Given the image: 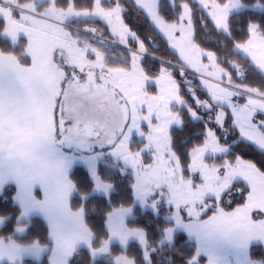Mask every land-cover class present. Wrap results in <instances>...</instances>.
I'll use <instances>...</instances> for the list:
<instances>
[{
    "label": "rangeland",
    "instance_id": "374dc122",
    "mask_svg": "<svg viewBox=\"0 0 264 264\" xmlns=\"http://www.w3.org/2000/svg\"><path fill=\"white\" fill-rule=\"evenodd\" d=\"M133 1L137 8L147 14L151 23L166 40L169 49L177 55L182 66L176 68L181 72L182 77L188 80L186 74L189 73L200 80L201 94L199 95L187 86L195 108H190L183 99L181 87L173 77L172 70L161 67L157 74L150 75L144 69L141 62L147 54L142 43L129 30L124 21L109 25L99 16L69 17L67 22L61 25L59 23L61 13L58 12L48 14L54 17L51 22L46 19H34L31 16L18 20L8 11L15 8L11 0H0L5 13V30L15 28L17 36L21 33L29 36L28 29H24L25 27H30L35 31L42 29L41 33H45L43 36L47 38L44 40L45 43L50 48H54L44 76L47 88L45 99L48 100L49 124L54 126L53 140L63 152L67 168L71 170L76 165L85 167L94 183L92 194L105 197L116 192L127 179L130 180L129 184H132V173L133 171L136 173L137 190L133 205L116 208L108 215V238L98 249H92L93 235L85 225L82 210H79L73 215L74 244L77 249H90L93 259L106 258L113 264H135L125 254L120 256L110 254L111 244L117 243L121 248L126 249L128 244L134 241L145 249L144 258L148 260L149 253L146 249L144 233L141 230L129 228L126 222L133 216L136 206L143 210L158 211L152 193L157 190L156 186L160 185L163 187L164 194L157 199L161 201L164 208L169 210L167 220L171 222L165 230L161 244H172L174 235L177 232H183L197 247V252L190 260V264H197L200 256L206 258L205 264H264V260H254L249 255L252 245L262 244L264 246V217H253L251 214L253 209L264 207V173L258 170L253 163L239 156L231 158V146L243 140L262 152H264V147L251 143L252 137L249 135L248 126L238 121L241 124L238 130L230 117L229 125L235 129L238 136L233 143L221 144L215 130L209 126L215 124L217 119H223V114L220 113L218 116V112L220 109H228L227 103H222V101H226L232 92L240 93V98H238L240 103H243V97L255 95L247 91L248 88L253 87L237 81L243 78L245 70L236 61L230 62L236 74L234 76L233 72L220 65L213 53L202 50L196 44L190 25L180 24L179 21L165 22L158 13L160 0H152L151 11L146 10L143 0ZM37 3L44 4L46 0H37ZM102 3L105 7L114 5L111 0H102ZM94 6L93 2L89 8ZM251 8L263 10L259 3ZM97 20L100 22L96 23ZM81 21H88V23L78 26L77 24ZM218 22L226 31L227 25L223 21ZM86 27L94 31H85ZM65 29L70 30L74 37L78 36L82 44L90 42L92 46L107 54L106 62L113 65V85L123 92L128 101L127 107L125 108L122 104L119 111L126 116H135L137 121H140L142 117L151 116L153 118L151 125L145 130V135L134 136L130 152L127 151L126 145L120 148V140L116 141L115 148L109 147L110 140H101L89 134L90 128L86 130L84 123L78 124L74 119H69L75 111L74 105L65 104L63 112L58 110L56 118L53 119V102L60 91V75L55 68L50 67V64L63 65L64 63L65 57L61 56V52L67 55L65 48L71 45L72 39L65 36ZM105 29L109 32L107 36ZM177 29L181 33L180 39L173 35ZM113 30L119 35H113ZM130 42H137V48L130 45ZM235 51L243 57L237 49ZM73 54L79 62L87 63L82 54H77L76 51ZM258 89L264 91L261 86ZM56 102L59 103L58 100ZM240 103L236 104L238 112ZM209 105H212L211 110H209ZM182 108H187L191 114L195 112L198 119L209 123L204 143L191 150V160L186 169L180 166L177 157L171 151L169 134L180 122L179 110ZM217 126L225 129L224 123L222 126ZM146 144L148 148L144 150L143 164L150 166L147 172L139 166V161L135 162L137 166H133L134 154L138 149H144ZM117 150L118 155L113 156L111 153ZM125 152H127V157L121 159L120 155ZM152 152L156 154L155 161L152 159ZM102 157L106 164L115 163L116 166L106 168L101 173L99 164ZM185 170L186 174H184ZM121 171H127L129 174L120 175ZM222 189L226 190V193L218 201L216 195ZM241 190L246 196L243 204L233 210L222 204L223 201L228 204L234 195L239 198ZM72 194L73 192L70 196ZM209 212L211 215L204 217ZM2 225L3 219L0 218V228ZM24 229V226H19L16 233L21 234ZM169 232L172 236L171 240L168 239ZM4 242L6 241L1 238L0 246H5ZM101 249H106V251H100Z\"/></svg>",
    "mask_w": 264,
    "mask_h": 264
},
{
    "label": "trees",
    "instance_id": "16d2710c",
    "mask_svg": "<svg viewBox=\"0 0 264 264\" xmlns=\"http://www.w3.org/2000/svg\"><path fill=\"white\" fill-rule=\"evenodd\" d=\"M106 1V0H105ZM115 3L116 0H111ZM23 3L24 0H21ZM94 0H75L76 9L89 8ZM123 8V17L126 26L135 35V37L142 43L147 57L143 58L142 66L150 74L155 75L159 72L161 67H166L172 70L173 77L178 81L181 87V94L185 102L190 108H195L194 100L189 96L188 87L195 91L196 94H201V84L195 76L186 74L188 80L184 79L181 72L176 67L182 66L177 55L169 49L166 40L161 36L156 27L151 23L147 14L136 7L133 0H118ZM193 4L194 16L197 19L195 42L205 51L213 53L220 65L228 71H235L230 66V62H237V64L245 70L242 79L237 80L239 83L246 84L253 88H264V76L261 75L251 64L244 59L233 48L232 41L240 43L248 39L247 28L248 21L255 20L262 27H264V0H247L246 7L250 12L243 15H237L232 19L231 39L225 34L226 31L217 32L211 25L204 27L199 25V18L203 19V14L199 11V5L195 4L194 0H189ZM181 0H160L158 13L165 22L178 21L180 16ZM220 3H226V0H220ZM256 3L262 5L263 10H255L251 8ZM59 4L67 7L66 0H59ZM88 21H81L78 26ZM6 27V24H5ZM105 35H108V30L105 29ZM4 37L0 34V39ZM8 39V38H6ZM130 45L137 48V42H130ZM4 53L15 52L20 59V63L29 64V58L22 54V50L26 48L24 39H19L16 46L13 48L8 43L0 45ZM168 64V65H166ZM172 64V65H169ZM188 86V87H187ZM180 111V121L183 126L175 128V131L170 135V148L177 157L180 166L186 169L189 164L190 152L192 149L202 145L205 140L207 131V123L203 119L193 120L191 112L187 108H182ZM225 131L222 127H216L214 130L219 138V142L223 145L233 143L237 140V132L231 128L228 119L224 122ZM212 127V124L209 125ZM228 133H227V132ZM232 157H240L245 161L253 163L258 170L264 173V152L257 149L252 144L240 140L231 146ZM186 170L184 174H186ZM69 180L73 187V194L69 199V208L72 211L82 210L85 225L93 235L91 243L92 249H98L102 242L108 238L107 219L108 215L116 208L122 206L133 205L134 199H131V188L129 179H127L116 192L110 196L92 194L94 183L91 179L89 171L81 166L76 165L69 173ZM16 190L13 185L5 186L0 193V218L3 219V225L0 228V239L13 240L19 245H31L38 243L47 249L44 257L40 261L24 260L21 264H48V251L51 248L52 242L49 231L40 218H32L28 221L20 219V207L15 200ZM228 209H235L241 204L229 206L227 202H222ZM169 210L162 208L160 211H153L150 209L143 210L136 206L133 210V216L129 218L126 225L131 229L141 230L146 239V249L149 253V259L144 258L145 249L137 242H130L126 249L121 248L117 243L110 245V254L113 256H120L125 254L131 258L135 264H190V260L194 258L197 247L196 244L190 242L188 237L183 232H177L174 235L172 244H161L165 236V230L171 225L167 220ZM211 212L207 213V217ZM19 226H24V231L21 234L16 233ZM251 259L264 260V246L262 244H255L250 247L249 253ZM206 258L199 257L197 264H205ZM8 264V263H2ZM68 264H113L111 260L106 258L93 259L90 249H77Z\"/></svg>",
    "mask_w": 264,
    "mask_h": 264
},
{
    "label": "snow or ice",
    "instance_id": "6c2138e0",
    "mask_svg": "<svg viewBox=\"0 0 264 264\" xmlns=\"http://www.w3.org/2000/svg\"><path fill=\"white\" fill-rule=\"evenodd\" d=\"M139 2V0H138ZM195 4L199 5V11L203 14V19L199 18V25L203 24L204 27L211 25L213 29L217 32L224 31V27L218 21H223L227 25L226 35L231 39L232 32V19L237 15H243L250 12L246 7L247 0H226V3L221 4L220 0H194ZM11 3L15 5L14 9H9L8 11L16 18L22 19L26 17H33L34 19H46L51 22L54 18L49 13H61L59 23L61 25L67 22L69 17H89V16H99L101 20H104L109 25L122 22L123 8L119 4L118 0L114 3L112 7H105L102 0H94V7L87 9H76L75 0H66L67 7H63L59 4V0H46L44 4H38L37 0H11ZM143 5L146 10H152V0H143ZM173 5L175 6V0H173ZM180 16L178 21L180 24L190 25L192 29L193 38L196 35L197 19H193L194 9L193 4L189 0H181L179 5ZM97 20L96 23H99ZM5 13L3 6L0 5V34L4 37L0 39V45L8 43L13 48L16 46L18 40L17 30L15 28L5 30ZM31 26V25H30ZM43 30H38L32 32L29 37H24L25 42L31 39V44L28 48L22 50V54L28 57L32 63L23 65L25 68H31L35 62V57L29 49L32 47L39 48L41 41L47 38L42 36L40 33ZM85 31H94V29L85 28ZM65 36L72 38L71 45L66 46L65 52H61V56H64L63 65L52 63L50 67L55 68L57 73L60 75L59 87L60 91L57 93L56 100L53 102V119L56 118V113L59 110L63 112L65 104L74 105L75 111L69 117V119H74L78 124L84 123L86 130L90 128L91 135L96 136L101 140H110L108 144L109 147H116V141L120 140V148L127 146V151H131L132 144L134 142V136L145 135V130L151 125L152 117H142L140 121H137L135 116H126L124 113L119 111L120 105L126 108L128 101L125 99L123 92L118 90L116 86L113 85L112 71L113 65L106 62V53L92 46L90 42L81 43L78 36H73L72 32L68 29L64 30ZM113 35H119L115 30H113ZM177 39H180L181 33L179 29L173 33ZM248 39L243 43L233 40V48L237 49L243 54V57L249 61L251 66L264 75V27L255 20L248 21L247 28ZM10 37V39H6ZM74 46V47H73ZM48 51H54V48L48 49ZM74 51L77 54H82L83 58L87 63H81L74 55ZM47 54V53H45ZM20 65L19 56L15 52L4 53L2 47H0V77H3L7 73H17V66ZM247 91L253 92L254 96L243 97V103H240V93L232 92L230 97L222 103H227L228 109H220V113L223 114V119H217L215 124L212 125V130L216 128L217 125H223L224 121L229 119L239 130L242 122L249 128V135L252 137L251 143H257L258 146L264 147V91L258 88H248ZM59 101L57 103L56 101ZM240 103V111H237L236 104ZM212 105H209V110H211ZM193 120L198 119L197 114L192 113ZM147 121V123H145ZM183 122L180 121L176 124V127H182ZM175 131V128L169 133ZM115 137V139H112ZM122 138V140H121ZM219 139V138H217ZM148 148L146 144L144 149H138L134 154V164L139 161V166L142 170L147 172L150 170L149 165L143 164L144 150ZM113 156L118 155V150L111 153ZM153 161L156 159L155 152L151 153ZM127 157V152L120 155L121 159ZM115 163L106 164L104 158H101L99 164V171L103 173L106 168H114ZM94 167V165H93ZM127 171H121L120 175H128ZM136 173H132V184L131 188V199L135 198V193L137 190L136 185ZM112 187V186H109ZM157 190L152 193V198L155 201L157 210L160 211L163 205L157 197H162L163 187L160 185L156 186ZM226 193V190H221L220 193L216 195V199L219 201L222 196ZM40 193H36L38 196ZM22 199L33 198V192L31 188H25L20 192ZM246 196L241 190L239 198L233 196L229 201V206H235L237 204H243ZM171 203V201H168ZM208 209H206L207 211ZM44 211V209H41ZM252 216L264 217V207L253 209ZM168 239L171 240L172 236L169 232ZM75 244H73V249ZM100 251H106V249H101ZM69 257L73 255V252L68 253Z\"/></svg>",
    "mask_w": 264,
    "mask_h": 264
},
{
    "label": "crops",
    "instance_id": "0c3cea01",
    "mask_svg": "<svg viewBox=\"0 0 264 264\" xmlns=\"http://www.w3.org/2000/svg\"><path fill=\"white\" fill-rule=\"evenodd\" d=\"M24 29H28L29 34L35 32L30 27ZM29 36L21 33L18 37ZM31 43L29 39L26 48ZM48 49L50 47L42 40L39 48L29 49L35 57L31 68L20 63L17 73L0 77V192L5 186L13 185L20 219L28 221L37 217L44 221L52 242L48 264H68L72 257L68 253L77 250L76 245L73 249V215L78 211L69 208L73 192L69 180L71 170L53 140L54 126L49 124L44 81L52 53ZM29 63H32L30 59ZM25 188H31L33 198L22 199L20 192ZM10 241L13 240L0 246V264L40 261L47 251L38 243L19 245Z\"/></svg>",
    "mask_w": 264,
    "mask_h": 264
}]
</instances>
